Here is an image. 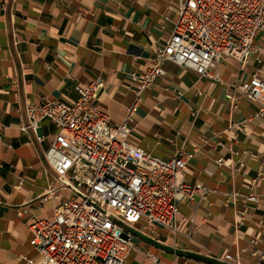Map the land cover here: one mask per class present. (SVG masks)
Returning a JSON list of instances; mask_svg holds the SVG:
<instances>
[{
  "label": "crops",
  "instance_id": "obj_1",
  "mask_svg": "<svg viewBox=\"0 0 264 264\" xmlns=\"http://www.w3.org/2000/svg\"><path fill=\"white\" fill-rule=\"evenodd\" d=\"M179 1L0 0V264H39L28 225L50 218L68 195L47 194V142L25 144L18 131L24 104L42 97L70 103L74 86L95 77L103 83L97 106L111 120L120 122L135 105V146L162 158L181 148L193 152L182 180L210 189L205 198L176 204V233L160 229L152 239L133 232L136 250L127 261L143 264L147 250L157 264H246L264 252V115H256L255 102L225 97L239 79L256 74L264 81V33L255 38L261 62L256 53L244 65L220 62L222 83L167 61L162 77L137 97L133 92L131 73L151 65L153 43L170 36ZM40 132L49 139L56 127L43 120ZM248 194L257 201L245 200ZM224 254L233 259L222 260Z\"/></svg>",
  "mask_w": 264,
  "mask_h": 264
},
{
  "label": "built area",
  "instance_id": "obj_2",
  "mask_svg": "<svg viewBox=\"0 0 264 264\" xmlns=\"http://www.w3.org/2000/svg\"><path fill=\"white\" fill-rule=\"evenodd\" d=\"M175 9L170 36L162 44L153 43L151 65L130 75L136 97L164 75L167 61L218 83L222 81L215 70L222 61L244 65L256 53L255 61L261 62L263 52L255 38L264 33V0H180ZM102 85L95 77L74 86L77 98L70 103L42 97L21 110L18 131L25 134V144L47 142L42 156L53 174L47 194L54 189L68 193L50 218L28 225L39 264H131L127 256L136 250L133 232L152 239L160 229L176 233V204L210 192L202 183L182 180L193 152L181 148L162 158L135 146L129 139L135 105L120 122L111 120L97 106ZM225 97L255 102L256 115H264V81L256 74L231 83ZM43 120L56 127L49 139L40 132ZM242 166L238 161L237 167ZM245 200L257 198L248 194ZM24 214L17 208L18 217ZM141 252L143 264H157L156 254ZM232 259L224 254L222 260ZM246 264H264V252Z\"/></svg>",
  "mask_w": 264,
  "mask_h": 264
}]
</instances>
